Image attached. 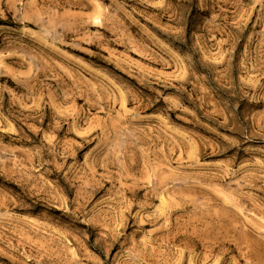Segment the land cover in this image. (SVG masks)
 <instances>
[{"label":"rangeland","instance_id":"obj_1","mask_svg":"<svg viewBox=\"0 0 264 264\" xmlns=\"http://www.w3.org/2000/svg\"><path fill=\"white\" fill-rule=\"evenodd\" d=\"M0 264H264V0H0Z\"/></svg>","mask_w":264,"mask_h":264}]
</instances>
